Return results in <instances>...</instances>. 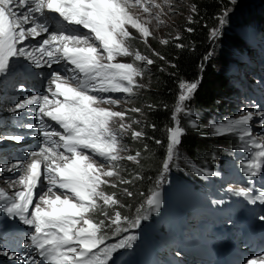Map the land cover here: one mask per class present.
Wrapping results in <instances>:
<instances>
[{"label":"snow or ice","instance_id":"obj_1","mask_svg":"<svg viewBox=\"0 0 264 264\" xmlns=\"http://www.w3.org/2000/svg\"><path fill=\"white\" fill-rule=\"evenodd\" d=\"M133 2L142 4V0H0V77H7L16 58H25L36 68L44 64L48 67L61 63L66 65L62 72L50 74L48 92L52 99L49 95H31L10 109L16 112L29 105L38 106L43 144L38 151L29 154L27 163L17 161L10 167L6 166L10 172H19L8 183L13 186L19 184L21 188L11 195L0 188V210L8 219L18 218L33 229L28 236V246L34 248L47 264H107L116 249L132 247L137 236L127 235L117 244L101 248L104 229L109 226L106 220L115 226V234H119L120 231H128L129 227L138 228L141 220L148 218L138 214L130 219L118 210L111 215L105 206L120 205V201L115 193L108 194L102 187L117 186L106 178L119 177L120 160L139 163L141 155L140 152L126 157L121 155L127 151L122 137L130 132L133 139H140L144 133L125 121L126 112L103 106L119 104V100L104 94H133L137 87L136 77L143 75L140 67L121 62L118 58L132 56L135 61L154 63L131 47L130 41L135 37L128 26L143 38L151 35L149 28L130 13L129 6ZM235 2L230 0L232 4ZM155 6L160 7L159 4ZM143 11L150 12V6H143ZM229 12L227 8L222 11L218 18L221 26L226 23ZM81 28L86 31H80ZM43 33L48 34L47 38L42 39L35 49L29 50L24 46L26 40ZM218 34L219 29L214 28L211 37ZM37 52L40 53L39 59ZM198 84L199 81L181 82L179 86L181 91L172 117L174 126L168 129L166 156L158 187L170 167L180 158L179 146L186 129L179 117L180 114L194 115L188 102ZM131 111L141 110L132 108ZM254 115L248 112L212 125L214 135L237 134L245 142L246 150L254 149L242 166L245 174L252 176L264 172V137L253 135L250 121ZM259 115L260 125L264 126V114ZM45 117L62 131L44 124ZM190 123L197 126L195 120H190ZM9 138L22 139L20 136ZM156 143L162 142L156 140ZM208 175L218 173L209 172ZM44 179L48 186L37 194L36 190ZM120 183L130 181L121 179ZM124 191L128 196L132 195L127 189ZM233 191L236 195L249 197L253 189L240 187ZM257 200L264 203V190L251 198L252 203ZM146 204L149 209L159 211V191H152ZM95 212L104 219L96 220L92 215ZM260 219L264 220V216ZM122 224L126 226L122 228ZM19 259L22 264H36L34 259ZM246 264H256V261L250 259Z\"/></svg>","mask_w":264,"mask_h":264},{"label":"rangeland","instance_id":"obj_2","mask_svg":"<svg viewBox=\"0 0 264 264\" xmlns=\"http://www.w3.org/2000/svg\"><path fill=\"white\" fill-rule=\"evenodd\" d=\"M192 2H193V0H179V1H177V0H142V4H135L134 2L130 3L129 10L132 11V15L134 17L138 18L140 22L144 23L145 26L149 28V31L151 33V35L148 36L147 38H143L137 30L132 29L130 26H128L129 31H131L133 36L135 37L132 41H130L132 49L134 51H139L141 55L146 56V54H148L147 52H143L140 49H137L136 47H134V45H136L135 39L140 41V42H143L144 44L149 45V46H151L154 42H157L156 47L159 48V47H162L166 44L163 41L167 40V42H168L169 40L176 38L177 35H175L171 32H174V30L177 29L180 21H182V20L188 21L192 18L193 9H194ZM248 2H249V0H248ZM156 4H159L160 7L157 8L155 6ZM145 5L150 6V12L146 13L143 11V6H145ZM237 7H238V5H237ZM248 8L249 7H247V9ZM244 12H246V17L249 16V14L251 13L250 11H247V10H245ZM228 25H229V23L227 22V24H226L227 30L225 31L226 28L224 29V33L226 32L225 38H222L221 41L219 40L218 42H215V46H214L215 49L213 50V52L210 55V57H212L214 55V58H215L216 53L218 51L221 52L220 56H222V59L219 62V69H220V71L224 72L226 75H228V73H229L228 69L233 66L232 65V59L235 60L233 62H236V60L239 62V59L241 58L242 55H246V56L250 55L248 50L251 47H253V42L247 43V41L245 39V33H246L248 23L243 22L240 24H235V26L230 25L229 27H228ZM238 25H241V27H237ZM228 28L231 30V32L229 31ZM256 33H259V30H257ZM172 35H174V36H172ZM226 35H228V36H226ZM169 36H172V37L170 39H168ZM259 36H260V33H259L258 37ZM247 39H248V36H247ZM145 40H146V42H145ZM225 40L231 41L233 48H231L229 46V44H226ZM245 42H246V46H245L246 48H244L242 50V55H239L240 49L238 47L241 46L242 44H244ZM16 59H18V58H16ZM118 59L121 62L134 63L135 65L140 67L143 72H144V69L146 67H148L147 65H149L143 61H135L134 57H132V56L120 57ZM224 59H226V60H224ZM14 61H15V59H14ZM15 71H16V68H15V65L13 64L12 69H11L9 74H13V73H15ZM247 76L250 77V83L253 86H260L261 85L259 80L258 81L251 80V76L254 77L253 72L249 71ZM4 79L5 78H3V80H2V78L0 77V81H2L0 83V85H4L6 83V80H4ZM136 82H137V87H135V89H138L136 95H134V93L131 95L121 93L118 97H113V98L119 100L118 105H103L104 107H111L115 111L126 112L125 121L127 123H131L132 127L138 125V123H133V121H139L140 124L142 123L141 119H144V113H145L144 110H145V108H147L146 105L144 104L145 107H144V105H140V108H141L140 112H132L131 111L133 99H134V97H132V96H138L137 94L139 93V91H142L143 88L145 90H147L145 80L142 79L141 76L136 77ZM230 83H234V82H230ZM17 86H18V84L15 83L11 88H9L8 96L6 97V99L3 102L0 101V110L2 109L1 116L3 119V123H2L3 124V130L0 131V145L2 147H6L7 150L13 149L9 153L15 151L16 149L19 151V153H17L16 155L6 156L0 160V188H3L10 195L15 190H19L21 188V186L19 184H16L13 186L12 184L8 183V181L14 180L16 178V176L19 175V172H16V173L10 172L6 169V166L10 167L11 165L15 164L17 161H23L24 163H27L29 160V154L31 152H33L36 148H40L42 146V142H41V139L39 138V135L37 133H32L31 128L27 127L25 125L24 121H22V119L19 117L20 113L28 110L29 108L27 107L25 109H19L16 112L10 111V109L13 108L17 102L25 99L27 96V95H23L22 93H24V92L21 91L19 89L20 87H17ZM236 88H237V86L234 83V90L233 91L231 90L230 94L228 95V104L229 105L232 104L234 106V108L232 109V112H231V117L217 116L215 119L206 118V121L203 122L204 116L202 115V117L200 119L196 120L197 114L198 115L202 114V111H199L196 108H194V109L191 108L192 106L189 104H188V107L192 110L194 115L189 117V116H185V115L180 114V115H182L181 120L184 122V126L187 129L189 127L193 128V126H191L190 120H195L196 125L197 124L200 125V127L197 129L196 133H198V132L205 133L212 140H217V139L221 138L222 136H226L227 138H230V136H234V138H231L230 140H233V142L239 143L238 146L236 147V149H234L237 151V153H239V155L236 158H233V160H232L233 163H238L240 156H241L240 150H242L243 152L246 151L245 142L241 141L238 138L237 134H228V135H219V136L214 135L213 134V128H212L213 124H218L221 121H226V120L231 119V118H237L241 114H246L248 112H252L255 114L253 116V119L250 121V125L252 128L253 135L256 138L264 137V126L260 125V115H259V114H264V101H263L264 88L261 87V91L263 92V94L260 96L261 97L260 100H258L256 97L250 95V93L248 91L249 86L247 84H244L243 89H242V93L240 95L235 94ZM18 117H19V119H18ZM138 118H140V119H138ZM18 121H20V123L17 125ZM30 122L32 123V120ZM136 127H137L138 131H142V128H140V126H136ZM168 129L166 131L167 140H166V144H165L166 145L165 149H166L167 143H168ZM15 136H20V137H22V139L17 141L15 139L9 138V137H15ZM140 139H142V137ZM210 139H208V140H210ZM132 142L136 143L135 144L136 148L139 147L141 144L143 146L142 140L133 139L131 137V133L127 132L122 137V143L126 147L127 151L123 152L121 155H123L125 157L127 155H134L133 149L135 147L133 146L132 148H130V146H129ZM239 146H241L242 149H240ZM142 149H145L142 151H147L145 146H143ZM142 151L139 150L140 154H142ZM165 153H166V151H165ZM144 154L145 153L143 152L142 157L144 156ZM179 156H180V158L178 160H176L175 163L170 167V170L167 172L162 184L159 186V189L155 190V184H154V187L152 189L153 191H159V193H160L161 206H160L159 210L165 209L166 201L169 197H171L172 203H175L177 205L178 204L190 205L191 202H202L204 205L214 208L213 206H211L209 203L206 202V200H208L209 197L204 195V188L207 186L206 174L209 172H213L211 170V166L208 167L209 169H203L202 168L199 170L196 165H194L193 163H191L187 160L186 155L180 146H179ZM187 157L191 161H193L194 163L204 166L205 159L196 160V159L190 158L188 155H187ZM214 158H212V160H214ZM127 163H132L130 165H134L136 162L129 161L127 159H122L119 161V168L117 169L119 171V177L113 176L110 178H106V179L110 180L112 183L116 184L117 188L114 189L110 185H104L102 187L104 188V191L106 193L111 194L114 192L116 194V197L123 193L121 190L124 189L128 183H120V180L123 179L122 174H123L124 169H125V164H127ZM140 165H141V163H140ZM142 165L145 168H151L154 165V162L149 160L146 162H142ZM239 165L242 166V159H240ZM225 167L231 168L230 164L225 165ZM180 169L182 171H187L189 169L190 172H192L193 176H195L194 177L195 180H194V178L186 179L185 176L180 173ZM22 170L23 169H21V171ZM214 173H217V171ZM159 175H161V174L159 173ZM159 175H158V177H160ZM181 178L183 180V183L186 184L187 186L192 185V182L195 181L197 183V185H196L197 187H194V189H199V190L196 192H193L190 189V187H187L184 184H182ZM123 180H125V179H123ZM133 183H135V182L131 181L130 186ZM47 186H48L47 180L44 179L40 188H38L36 190L37 194L42 192V191H45ZM226 187L232 189L233 185H227ZM212 194L216 195V192L212 191ZM123 195H127V194H123ZM134 200H135L134 198H131L130 201H134ZM138 200H140L138 207L140 209H142V211L139 212L138 214L144 215L143 212H144V210H146V208H148V206L146 203L142 202V198L138 199ZM119 201H120L121 205L126 204L127 211H128V208H130V201H129V203H127V199H123V198L119 199ZM35 202H37V201L34 200V203ZM101 204H102V202H101ZM141 205H144V207L141 208ZM190 207H191V205H190ZM108 208H110V207H108ZM31 210L32 209L30 208L29 211H31ZM146 211H149L146 214L148 218L142 219L141 224L138 227L139 233L142 232L143 236L146 235L148 229H150V227H151L150 221H152L156 217V215L153 213V211L151 209L146 210ZM121 212H124V210H122ZM123 216H127V215L125 214ZM127 217H129V218L133 217V219L135 218L133 215H130ZM0 226H3L4 228H10L12 230H16L18 228H26L29 232V235L32 233L31 227L20 222L18 218L15 220L8 219L2 210H0ZM173 230H175V227L171 228L169 231L171 232ZM176 234H177V232L175 231L174 233H172V234L169 233L166 236L167 240L170 243L169 247L175 242ZM127 235H130V234H127ZM127 235H124V236H127ZM124 236H122L120 239L116 240L112 244H117L121 239H123ZM26 239H28V238H26ZM104 241H105V238H104ZM134 242H135V246H132L130 248H119V249L115 250L108 260H112L113 254H115L116 255L115 261L117 264H140L139 258L135 254L130 256V258L122 257L119 260L120 254L127 252L128 249H130V251H133V252L136 251L139 239L137 238ZM2 249L5 251V253H8L7 251H14V245L10 242L4 243V245H2V243L0 242V264H22V262H18L19 261L18 259L16 260V259L12 258L15 255L14 253L5 254L2 252ZM168 254L173 255L174 253L169 252ZM177 256L180 257V255L178 253H177Z\"/></svg>","mask_w":264,"mask_h":264},{"label":"trees","instance_id":"obj_3","mask_svg":"<svg viewBox=\"0 0 264 264\" xmlns=\"http://www.w3.org/2000/svg\"><path fill=\"white\" fill-rule=\"evenodd\" d=\"M246 1L236 0L232 4L230 0H193L192 18L188 21H180L177 29L171 32L177 35L179 39L177 37L171 39L159 48L156 47L157 42L149 46L135 39L136 45L134 47L147 52L146 56L154 61V63L147 65L148 67L144 69L141 76L145 80L147 90L143 88L142 91H139L132 104V108H139L140 110V105L145 104L147 107L144 110V119H141L142 123L136 125L142 128L144 135L139 140H142L147 151H142L145 150L142 149V144L136 148V143H129L130 148L133 146L136 148L133 149L134 154L139 150L142 151V154L143 152L145 154L143 157L142 154L138 157L139 163L134 165H130L132 163L125 164L122 178L135 183L131 186L128 183L124 189H120L123 193L118 195L117 199H127V203L131 198L135 200L130 201L128 211L126 204H122V206H120L121 204L115 205L110 208L105 206L111 215H114V210L120 212L124 210V212H121L122 216L125 214L134 216L138 214V210L142 211L138 207L140 201L138 199L142 198L144 203L147 194L153 189L154 178L161 171L162 162L166 156V131L173 125L174 106L181 91L179 87L181 82L199 81L193 100L188 103L193 108L205 113H215L216 111L221 114L229 113L230 108L226 107L228 95L231 90H234V83H230V78L219 69V62L222 59L221 52L216 51L215 58L214 55L210 57L215 49V42L221 41L220 38H212L211 32L214 28H218L219 31L224 28V25L219 24L218 18L225 8L230 9L229 14H231L228 15L227 19L230 25L234 26L243 22L248 23L257 16L264 17V0L257 7H249L248 9L244 7L242 10L238 8L240 5H245ZM245 10L251 12L247 17ZM172 36H169L168 39ZM225 42L226 44L232 43L226 40ZM178 45H182V47ZM157 53L159 55H156ZM233 61L235 60L232 59V65L235 63ZM152 125H155V127L153 128ZM136 126L133 127L135 130H137ZM156 140H160L162 143L157 144ZM180 147L186 155L196 160H207L209 154L217 150L214 141L192 132L182 138ZM223 148L227 149L225 146ZM149 160L153 161L154 165L151 168H145L142 162ZM113 188L116 189L117 187ZM125 189L131 192L132 195L129 197L123 195L126 194ZM92 215L96 220L104 219L99 212ZM106 224H109V226L104 229V234L110 235L112 225L107 220Z\"/></svg>","mask_w":264,"mask_h":264},{"label":"bare ground","instance_id":"obj_4","mask_svg":"<svg viewBox=\"0 0 264 264\" xmlns=\"http://www.w3.org/2000/svg\"><path fill=\"white\" fill-rule=\"evenodd\" d=\"M258 0H249V2H248V4L250 5V6H252L253 4H255L256 2H257ZM130 13L132 14V11H130ZM37 47V43H36V41H33L32 43H30V45H29V48H30V50H32V49H35ZM36 57L39 59L40 58V53H36ZM46 59V58H45ZM41 63L42 64H44V60H41ZM44 65H46V64H44ZM54 85H52V88H53V90H54ZM48 88H49V82H47L46 84H45V86L44 87H40V88H35V91H36V94H37V96H39L40 95V91L41 90H43L44 92H43V94L42 95H40V96H43V95H45V94H47L48 93ZM31 115V114H30ZM31 120H32V125H34V127H32V128H34L35 130H38L37 128V124H36V118H31ZM147 252V254L150 256L151 255V253H150V251L148 250V249H145ZM14 259H18L19 260V258L16 256V257H14ZM251 260H255L256 261V264H262V262H264V255H259L258 257H253Z\"/></svg>","mask_w":264,"mask_h":264}]
</instances>
